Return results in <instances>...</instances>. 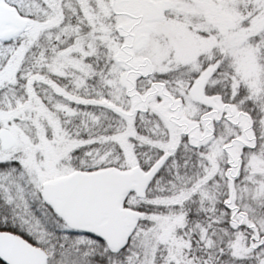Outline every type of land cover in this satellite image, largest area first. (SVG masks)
<instances>
[{
  "label": "rangeland",
  "instance_id": "rangeland-1",
  "mask_svg": "<svg viewBox=\"0 0 264 264\" xmlns=\"http://www.w3.org/2000/svg\"><path fill=\"white\" fill-rule=\"evenodd\" d=\"M4 3L26 19L27 28L0 39V131L15 140L5 149L0 139V229L23 232L49 253L48 264H264V136L248 149L258 136L251 119L222 99H235L243 84L253 92L264 88V0ZM101 47L109 51L105 56ZM88 55L97 57L93 64L80 59ZM58 76H67L69 89ZM151 79L155 83L146 87ZM91 80L111 95L96 101L129 127L144 113L157 122L146 133L133 128L140 143L133 147L126 140L130 150H103L78 163L148 171L167 161L144 198L127 195L126 204L143 217L119 250L72 233L41 198L44 183L75 172L70 154L78 141L65 134V125L80 122L72 123L74 109L44 99L57 95L88 104L79 90L91 91L97 84ZM258 98L255 110L264 124V89ZM79 114L91 129L94 114ZM191 174L204 183L200 199L186 191L194 184ZM224 189L233 233L225 232L211 207L214 214L202 223L178 216L205 211V203L216 207ZM147 205L167 206L165 214L147 216Z\"/></svg>",
  "mask_w": 264,
  "mask_h": 264
},
{
  "label": "water",
  "instance_id": "water-1",
  "mask_svg": "<svg viewBox=\"0 0 264 264\" xmlns=\"http://www.w3.org/2000/svg\"><path fill=\"white\" fill-rule=\"evenodd\" d=\"M26 28V19L0 0V39L15 38ZM195 95L201 97L199 87ZM0 139L5 149L15 143L13 135L6 129L0 131ZM164 164L165 159H161L148 171L140 167L130 171L115 168L77 171L44 183L41 197L71 229L92 234L110 248L119 249L126 233L142 216L139 211L122 207L125 195L134 191L138 198H144L148 186ZM48 258L42 248L19 235L0 232V261L3 264H47Z\"/></svg>",
  "mask_w": 264,
  "mask_h": 264
},
{
  "label": "trees",
  "instance_id": "trees-1",
  "mask_svg": "<svg viewBox=\"0 0 264 264\" xmlns=\"http://www.w3.org/2000/svg\"><path fill=\"white\" fill-rule=\"evenodd\" d=\"M114 16L115 15L112 14L111 19H113ZM107 52H109V51H108V49L106 51L105 47H103L101 49V55L105 56L107 54ZM96 58L94 56L91 58L90 55H88V56L80 58V59L84 63L93 64V63H91V62H93L92 59H96ZM99 64H100V62H98L96 64V66ZM240 78H241V76H240ZM55 80L59 81L60 84H64V85L67 84V87L69 89L70 84H69V80H68L67 76L64 79L58 76L55 78ZM149 81L150 82H148V83L146 82V87L152 86L155 83L154 79H151ZM231 81H232V79H231ZM89 82H90V85H92L97 81L94 82V80L93 81L91 80ZM98 83H99V81L97 82L96 86H94V88H92L91 91L88 88H83V87H81L79 90L80 96L85 97V98L90 100V102L88 104H86V103H84V104L75 103V102L67 99L66 97H61V96H57V95L52 96L50 100L47 98L44 99L46 104L49 102L48 105H50L52 103H58L61 105H66L69 108L74 109L75 113L71 117L73 119L72 123H75V121L76 122L80 121V122H78L79 123L78 125L74 124L73 126L70 125V127L65 125V134L72 136V138H74L75 141H78L75 144L76 148H73L72 152L70 154V159L73 158V159L77 160V162H74L75 171L90 172V171H94V170H100V168H94V169L87 168L86 163L88 161H85V164H79L78 160H80L82 158H88L86 156H93V157L95 156L96 158L101 157L100 154L103 153V150H107L111 154L115 153L118 150L126 152L127 150H130L127 148V144L125 143L126 140L131 139V143L134 145L133 147L137 146L138 143H140L139 142L140 137H137V134H134L135 132L133 131V128L138 129V132L141 131V133L142 132L146 133L148 126L153 125L157 122L156 118L153 115L146 116V114L144 113V114H141V116H143L144 118H142V119L138 118L137 124L135 126H133L132 128L129 127L127 125V123H125L124 121L121 120L119 115H116L112 111V107L107 106V105L104 106L100 102H97V101H99V99H102V98L107 99V96H109L111 98V95H109V93L106 94V90L103 89V84L102 83L98 84ZM233 83L236 84L235 81ZM72 85L75 86V84H72ZM263 89L262 90L260 89V92H258V89H257V91L253 92L254 89L249 87L248 84H243V85L239 86L235 99H232L233 97L228 98L226 96H222L223 100L225 99V101H228L230 104L237 105L239 110L246 113L248 115V117L251 119L250 121L252 122V127H253V129L256 130L257 135H258L257 137H255L256 143L258 142V140L261 141L262 137L264 136V124L262 123L263 121H259V117H258L256 110H255V104L258 103L257 102V101H259L258 97H260V95L262 94ZM226 98H228V100ZM80 112H85V115H87L88 117H90L91 114H94V123H91V125H92L91 129H88V127L87 128L84 127L83 126L84 124L81 123L82 117L79 114ZM255 148H256V146L253 148L250 147V149H255ZM194 149H196V148H194ZM248 149H249V147H248ZM253 151H255V150H253ZM113 166L114 165H112L111 167H113ZM102 168H104V167H101V169ZM193 171L194 170L189 171V172L192 173ZM194 174H195V171H194ZM168 177L170 179H173L172 176L168 175L167 178ZM201 180L202 179H198L195 177V175L191 174V181H193L194 184L192 183L193 184L192 187L190 189L189 188L186 189V191H188V193L191 196H193V198L200 199V197H201V187L204 184L203 181H201ZM225 180H226V178H225ZM154 182H155V179L150 184L149 189L152 188ZM168 186H169V183H165V187L168 188ZM164 190H166V189H164ZM181 191H183V190H181ZM163 194H167L166 191H163ZM226 196H227V194L225 193V189H224L222 196H220V198L217 200V203H215L216 207L211 206L210 203H205L206 207L208 206V208L205 211H200L199 213L198 212L197 213L191 212L189 214L188 213L180 214L181 212H184L181 209L183 207L182 206L177 207V203L175 204V203L171 202V204L173 205V207L175 209H176V207L178 208V211H179L178 214H180L178 216H181V218H184V217L188 218L190 224L202 223L206 217L212 216L214 214V212H212V213L209 212L210 207H211L212 211L214 209L220 213V215L222 216V221H221L222 228L226 229L225 232H227V233L229 232L231 234V233H233L234 230L232 228H230V226H231L230 220H229L230 218H229V214H228V208H227V205L225 203ZM182 198H187V197L183 196ZM126 200L127 199H125V201H124V204H125L124 206L127 208H132L130 205L126 204ZM45 205L47 208H49L52 211V214L56 219H60L53 212L52 208L49 205H47L46 203H45ZM166 207L167 206L162 205V207L160 206V207L156 208L154 206V208H155L154 209L153 206L147 205L146 206L147 209L144 208V211L146 213H148L147 216L156 217L157 214H162L166 210ZM153 211H155V212H153ZM192 211H193V209H192ZM216 211H215V213H217ZM163 214H165V213H163ZM241 226H239L238 228H240ZM0 231H8V232L18 234V235L24 237L25 239H27L28 241L32 242L30 238L26 237L25 234H23V232H21L19 230L15 231V230H11V229H2V230L0 229ZM72 233H74V232H72ZM195 238H196V236H194V239H193L194 243H195ZM33 243H35V242H33ZM196 245H197V243H196ZM204 251H206V250H204ZM223 254L227 255V253H223ZM240 262L241 263L243 262L242 264H247V262H250V261L241 260Z\"/></svg>",
  "mask_w": 264,
  "mask_h": 264
},
{
  "label": "flooded vegetation",
  "instance_id": "flooded-vegetation-1",
  "mask_svg": "<svg viewBox=\"0 0 264 264\" xmlns=\"http://www.w3.org/2000/svg\"><path fill=\"white\" fill-rule=\"evenodd\" d=\"M6 28H8V26H6ZM226 120H228V119L226 118ZM254 141H256V140H255V137H254ZM254 144H255V145H254L253 147L256 146V142H254ZM253 147H251V148H253ZM249 148H250V147H249Z\"/></svg>",
  "mask_w": 264,
  "mask_h": 264
}]
</instances>
